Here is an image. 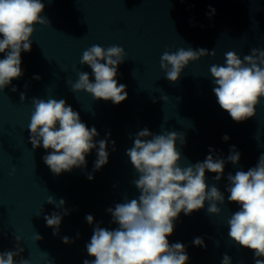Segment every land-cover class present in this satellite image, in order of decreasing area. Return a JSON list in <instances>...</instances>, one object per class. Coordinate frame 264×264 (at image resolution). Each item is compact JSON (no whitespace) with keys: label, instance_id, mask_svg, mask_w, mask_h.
I'll list each match as a JSON object with an SVG mask.
<instances>
[{"label":"water","instance_id":"1","mask_svg":"<svg viewBox=\"0 0 264 264\" xmlns=\"http://www.w3.org/2000/svg\"><path fill=\"white\" fill-rule=\"evenodd\" d=\"M41 2L45 4L41 15L50 24L35 26L31 51L21 52L23 75L0 91V253L22 248L15 257L17 264L21 259L30 264H83L85 259H94L86 250L94 227L117 228L107 209L139 195L133 184L138 174L126 150L133 146L130 137L147 128L153 134L175 131L185 135V145L177 141L181 166L203 162L213 154L210 148L224 159L233 145L239 151V164L227 162L219 182L214 180L216 174L206 172L209 186L215 183L225 195V203L219 205L221 213L209 215L207 202L191 215L181 212L168 240L185 245L187 264H221L225 253L232 257V264H254V253L228 236L227 219L239 206L227 201L226 185L229 173L247 171L264 154V98L254 117L234 122L217 103L209 69L213 64L223 65L228 51L243 58L253 48L264 50V0ZM94 44L119 45L127 54L116 77L127 92L119 105L73 92L68 83L78 79L79 71L88 72L94 81L92 69L80 63L83 51ZM181 47L215 50L216 55L190 62L172 83L160 68V57L166 50L175 52ZM4 57L0 53V59ZM13 86L17 91H12ZM21 93L26 95L24 101ZM33 97L66 100L89 129H97V141L110 133L108 164L95 171L97 149H93L86 155L85 168L54 175L43 161L48 152L42 146L33 149L29 142ZM225 135L228 141L223 140ZM88 174L94 179L89 180ZM50 196L57 203L63 199L69 212L63 216L58 235H53L44 217L62 214L64 209L48 203ZM89 214L94 218L92 225L86 221ZM65 236L74 242L63 243ZM195 237H202L207 247L194 246Z\"/></svg>","mask_w":264,"mask_h":264},{"label":"clouds","instance_id":"2","mask_svg":"<svg viewBox=\"0 0 264 264\" xmlns=\"http://www.w3.org/2000/svg\"><path fill=\"white\" fill-rule=\"evenodd\" d=\"M44 8L41 0H0V53H5L0 59V91L23 75L21 52L31 51V37L36 25L50 24L41 15ZM214 13L215 9H212L211 14ZM126 55L119 45L90 46L83 51L80 63L92 69L94 81L88 72L79 71L75 82L68 81L72 91L86 92L95 101H111L115 105L124 102L126 85L118 84L116 77L118 66L125 62ZM209 55L214 57L215 50H193L191 47H181L175 52L166 50L160 57V68L170 82L176 83L190 62ZM209 71L215 85L212 91L220 108L236 123L254 117L256 107L264 98V50L253 48L251 54L243 58L228 51L225 63L213 64ZM33 78L40 79L39 76ZM12 91H17L15 86ZM25 99V93H21L20 100ZM32 104L29 142L33 149L42 146L48 152L43 161L54 175L70 172L73 168H85L86 155L93 149H97L94 170L99 171L108 164L110 133L105 139L95 140L99 135L97 129H89L81 121L80 114L64 99L33 97ZM130 138L133 146L126 150V155L138 174L133 184L139 195L107 209L118 227L113 230L99 225L94 227L90 242L86 244L87 254L94 259H85L83 264H187L189 256L185 245L180 242L170 244L168 240L174 232V222L181 212L188 216L204 209L205 202L209 215L221 213L219 205L225 203V195L215 183L209 186L206 172L216 174L214 180L219 182L225 164H239L241 154L233 145L224 159L215 156V150L210 148L209 152L213 154L203 162L181 166L183 158L177 141L182 146L186 144L183 133L153 134L144 128ZM229 139L227 135L223 137L224 141ZM112 145L115 151L114 141ZM87 178L92 180L94 176L88 174ZM227 181V201L239 206L227 219L228 236L235 244L254 253V264H264V154L247 171L229 173ZM47 202L64 209L63 199L57 203L50 196ZM68 214L64 209L62 214L45 215L46 225L54 230L53 235L59 234L63 216ZM93 220L92 215L86 216L89 225ZM16 239L19 241L18 237ZM40 239L42 237L38 235ZM62 241L65 244L74 242L67 236ZM192 244L207 247L202 237H195ZM22 251L18 247L16 251L0 253V264H17L15 257ZM19 264L30 262L21 259ZM221 264H232V257L223 254Z\"/></svg>","mask_w":264,"mask_h":264}]
</instances>
